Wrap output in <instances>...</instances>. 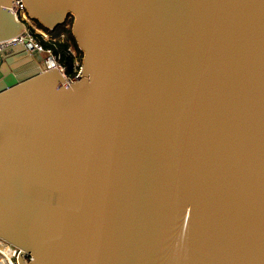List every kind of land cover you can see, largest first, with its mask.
<instances>
[{"label": "water", "instance_id": "water-1", "mask_svg": "<svg viewBox=\"0 0 264 264\" xmlns=\"http://www.w3.org/2000/svg\"><path fill=\"white\" fill-rule=\"evenodd\" d=\"M23 1L72 20L83 77L1 52L0 239L29 264H264V0Z\"/></svg>", "mask_w": 264, "mask_h": 264}, {"label": "built area", "instance_id": "built-area-1", "mask_svg": "<svg viewBox=\"0 0 264 264\" xmlns=\"http://www.w3.org/2000/svg\"><path fill=\"white\" fill-rule=\"evenodd\" d=\"M9 11L23 26V30L15 38L0 42V60H2L1 52L3 50L16 44H23L31 53H38L43 57V63L47 70L56 69L64 76L66 81L75 83L83 77V57L79 56L78 50L74 46H71L65 53L72 58L71 66L68 71V67L62 63V53L56 54L53 49L45 48L39 40L38 35H40L44 41L50 42L52 38L49 34L47 35L44 33L45 31L37 25L35 20L29 17L26 11V4L23 0H12ZM61 37L64 38L65 36L61 35ZM0 254H2V257L5 259L4 263L7 264H20L19 255L25 264H29L31 260L29 253L2 239H0Z\"/></svg>", "mask_w": 264, "mask_h": 264}, {"label": "trees", "instance_id": "trees-1", "mask_svg": "<svg viewBox=\"0 0 264 264\" xmlns=\"http://www.w3.org/2000/svg\"><path fill=\"white\" fill-rule=\"evenodd\" d=\"M37 22V21H36ZM37 25L42 28L44 31H46L47 33H49L51 35L52 40L49 41H44V39L38 35L39 40L41 41V43L43 44V46L47 49H53V51L56 54H60L62 53V63H64L67 67H68V71L69 68L71 66V61L72 58L68 55H66L65 53L67 52V50L71 47L74 46L79 53L80 57H83L82 52L78 49L75 39L72 36V32H71V25H72V20L69 21L65 26L69 25L68 28H66L65 26H62L54 31H49L47 29H45L44 27H42L38 22ZM61 35L65 36V40H57V38H60Z\"/></svg>", "mask_w": 264, "mask_h": 264}, {"label": "rangeland", "instance_id": "rangeland-1", "mask_svg": "<svg viewBox=\"0 0 264 264\" xmlns=\"http://www.w3.org/2000/svg\"><path fill=\"white\" fill-rule=\"evenodd\" d=\"M37 23V22H36ZM68 26L69 25H67V26H65L66 28H68ZM44 32V31H43ZM45 34H49V33H47L46 31L44 32ZM50 35V34H49ZM51 36V35H50ZM66 38L64 37V38H62L61 36H60V38H57V40H65ZM5 262V259H4V257H2V254H0V264H7V263H4Z\"/></svg>", "mask_w": 264, "mask_h": 264}, {"label": "crops", "instance_id": "crops-1", "mask_svg": "<svg viewBox=\"0 0 264 264\" xmlns=\"http://www.w3.org/2000/svg\"><path fill=\"white\" fill-rule=\"evenodd\" d=\"M1 63H2V60H0V65H1Z\"/></svg>", "mask_w": 264, "mask_h": 264}]
</instances>
